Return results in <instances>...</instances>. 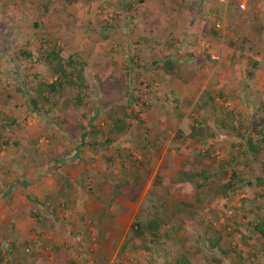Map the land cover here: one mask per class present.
Returning a JSON list of instances; mask_svg holds the SVG:
<instances>
[{"label": "rangeland", "instance_id": "obj_1", "mask_svg": "<svg viewBox=\"0 0 264 264\" xmlns=\"http://www.w3.org/2000/svg\"><path fill=\"white\" fill-rule=\"evenodd\" d=\"M226 3L0 0V264H264V238L251 229L264 219V186L220 194L233 172L264 177V0L244 11ZM51 50L78 56L85 88L65 84L35 111L37 86L55 80ZM167 57L193 74L192 91H160L181 83L164 74ZM165 108L173 140H196L206 164L184 177H209L190 178L192 192L154 176L141 194L154 168L148 125ZM248 140L258 153L245 157ZM137 161L149 170L128 182L142 199L133 214L113 190ZM148 221L156 237L137 236Z\"/></svg>", "mask_w": 264, "mask_h": 264}, {"label": "trees", "instance_id": "obj_2", "mask_svg": "<svg viewBox=\"0 0 264 264\" xmlns=\"http://www.w3.org/2000/svg\"><path fill=\"white\" fill-rule=\"evenodd\" d=\"M138 1L142 2L143 0H138ZM43 58L45 64H47V66H49L52 69L55 75V80L54 82L41 83L37 86L36 95H34V97L30 99V101L32 102L33 110L35 111H37L36 107L40 102V100H47L46 98L47 94L50 95L56 93L65 84L71 88H77L79 92L83 91V89L85 88L84 75H83L84 63L78 60L77 55L69 56L66 59H64L62 56L59 55L58 52H56L55 50H51L47 52ZM255 66H256V62L254 61L251 62L252 69H254ZM162 69L164 74L180 81L183 84H188L191 81V79H193V74H191V72H187L185 68L180 66V61H178L175 58L167 57L164 60H162ZM248 73L249 75H251L252 71ZM77 102L80 103L81 99L78 100ZM108 116L109 119L113 118L112 113L109 114ZM121 124H122L121 120L115 119L112 130L120 132V130H122ZM81 135L82 136L79 145L83 146L84 145L83 139L84 136H86V134L82 133ZM262 143L264 144V135L262 138ZM245 145H246L245 152H248L251 156L256 155L258 153L255 143H252L250 140H248L247 142H245ZM77 155L78 154H76V156ZM60 162H63V160H60ZM185 176L187 178H195L203 181H206L209 177V175H207L204 172L201 173L189 172L186 173ZM134 183L138 184L139 180H135ZM238 183L242 185H246L249 188L252 187L261 188L264 186V177L263 178L257 177L255 178V180H244L233 172L225 182L222 190L220 191V194L223 195V197H226L227 193L229 191L234 190ZM130 185L131 184H128V182L122 181L119 184L115 185L113 192L118 197L121 196L125 199H131L133 196V193L131 191L133 190L129 189ZM204 185H206V183L201 184L202 187ZM137 225H138L137 230L135 232L137 236H141L145 233V231H148L149 233H151L153 238L156 237V234H154L158 227L156 222L148 221L143 226L139 224ZM251 229L253 230V232L258 233L264 238V219H260L255 223L252 222ZM2 260L3 258L0 255V262ZM173 264H190V263L186 259V257L181 256L180 259L176 260Z\"/></svg>", "mask_w": 264, "mask_h": 264}, {"label": "crops", "instance_id": "obj_3", "mask_svg": "<svg viewBox=\"0 0 264 264\" xmlns=\"http://www.w3.org/2000/svg\"><path fill=\"white\" fill-rule=\"evenodd\" d=\"M144 1H147V0H144ZM227 4L225 6H229ZM141 9L145 10L144 8H141ZM140 14L145 15L142 12L141 13L138 12L137 16H139ZM172 85L174 86L175 89L171 87V84L168 83L167 85L163 84L160 91H162V93H165L166 91L168 94H171V92L173 93L175 92V94H177L176 97L182 96L181 95L182 91H183L182 94L184 95L192 91V89L195 88V80L191 81L187 85L186 84L184 85L183 83H177V82L172 83ZM168 86L170 89H168ZM171 89L174 91H172ZM165 110L166 108L154 110V116L152 118L153 122L148 125L149 129L151 130L150 131L151 135L149 136V139L151 140V143L153 145V152L151 156H149V160L154 162V168L152 170V174H150L147 180L145 181L143 185L144 189L141 194L147 192L148 187L150 186L154 176H157L158 178L161 177V179H163L164 181L172 183L173 186L176 187L177 190H180V188L182 187L186 191L195 192L192 188H190V186L194 187L193 180H191L190 178H185L184 173L187 172V170L191 167V165H194V164L195 165L204 164L206 166L205 162L200 157L201 155L199 156V149L195 150L194 148L197 142L196 140H190L185 137L177 138L178 142L173 140L174 137H172V135L174 136L177 131H174L175 132L174 134H171L170 132H171V127L173 129L175 128L174 125H176V123L173 124L172 121L168 123L164 119L166 118L167 120H169V117L167 118V116H162V114L166 112ZM171 111L172 110H170V112ZM170 119H173V116ZM180 124H178L177 127L178 126L180 127ZM170 145H176L177 146L176 149L178 150L176 151V149H174V150H170L169 152ZM243 150L246 151V148L244 147ZM244 154H245V157L248 155L249 157L251 156L248 152H244ZM123 164H124V167H126L127 162ZM130 168H131V171L127 168V170L130 171L128 174H126L127 178L124 177L122 181L129 182L134 177H137V180H139L140 177L144 176L146 171L149 170V166L144 165L143 167H141L138 161L136 163H132V165H130ZM113 174L114 172L111 171L110 175H113ZM119 176L120 175L118 174L116 177L119 178ZM180 192L184 194L183 190H181ZM133 197H134L133 199H129L127 201L128 205L125 207V210H128V211L133 210V214H136L140 208L142 199H137L134 202V199L136 198V196H133ZM180 200L184 201L185 199L180 198ZM122 212L124 213L123 207H122L121 213ZM116 234H113V239H117V240L119 239L122 241L123 237L122 236L118 237L116 236Z\"/></svg>", "mask_w": 264, "mask_h": 264}, {"label": "built area", "instance_id": "obj_4", "mask_svg": "<svg viewBox=\"0 0 264 264\" xmlns=\"http://www.w3.org/2000/svg\"><path fill=\"white\" fill-rule=\"evenodd\" d=\"M220 1H226L228 4L230 3V2H235V8L238 10V11H244L245 10V8H246V2H247V0H220ZM226 3V4H227ZM213 59H215V57L213 56L212 57Z\"/></svg>", "mask_w": 264, "mask_h": 264}]
</instances>
